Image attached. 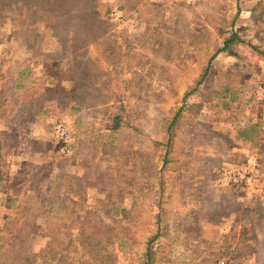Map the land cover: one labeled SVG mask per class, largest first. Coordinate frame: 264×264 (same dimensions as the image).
<instances>
[{
	"label": "rangeland",
	"instance_id": "obj_1",
	"mask_svg": "<svg viewBox=\"0 0 264 264\" xmlns=\"http://www.w3.org/2000/svg\"><path fill=\"white\" fill-rule=\"evenodd\" d=\"M89 1L0 0V264H264V0Z\"/></svg>",
	"mask_w": 264,
	"mask_h": 264
},
{
	"label": "trees",
	"instance_id": "obj_2",
	"mask_svg": "<svg viewBox=\"0 0 264 264\" xmlns=\"http://www.w3.org/2000/svg\"><path fill=\"white\" fill-rule=\"evenodd\" d=\"M26 4V12L34 16L35 18L43 16H51L55 23L59 20L58 16L70 17L75 15L73 11V6L80 4L86 10L88 16L98 15L95 8L96 4H93L92 1L85 0H14L13 10L22 8ZM19 13V12H16ZM11 14V11H10ZM15 12L11 15H14ZM238 40V36L235 34L231 39L225 42V46L222 51H230L233 44ZM151 261V260H150Z\"/></svg>",
	"mask_w": 264,
	"mask_h": 264
}]
</instances>
